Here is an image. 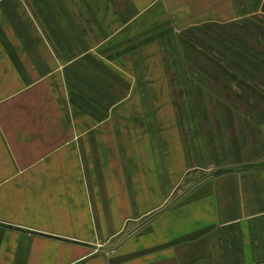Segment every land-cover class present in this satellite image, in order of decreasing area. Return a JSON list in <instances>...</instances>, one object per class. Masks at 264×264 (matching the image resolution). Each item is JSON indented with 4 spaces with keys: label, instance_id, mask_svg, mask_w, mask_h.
<instances>
[{
    "label": "crops",
    "instance_id": "0c3cea01",
    "mask_svg": "<svg viewBox=\"0 0 264 264\" xmlns=\"http://www.w3.org/2000/svg\"><path fill=\"white\" fill-rule=\"evenodd\" d=\"M58 1V7L48 9L54 19L60 7H64L61 5L64 0ZM213 1H207L205 8L212 9L209 13L202 11L201 6L197 11L219 15L221 11H215V8H221V0ZM131 2L133 5L129 4V8L136 3V11H132L135 14L161 11L164 16H187L191 8H197L191 0H185L184 7H180L177 0H148L142 7L137 0H129ZM37 7H24L23 14L27 15L26 24L30 27L23 24L24 38L20 40L23 43L16 41L24 44L21 50L25 52L19 59L11 52V45L17 43L6 39L4 26L7 24L4 20L0 23L3 25L0 59L5 56L8 44V69L0 73V78L5 79L8 91L20 86L8 104L11 103V110L18 109L25 106V99L37 95L36 102L27 106L38 107L36 118H32L35 123L32 140L26 131L20 137L19 131L5 128L0 120V158L3 159L0 162V212L8 215V218L0 216V221L81 243L6 229L1 225L0 264H264L262 87L258 89V96H251L254 101L230 102L227 106L231 111L229 118L210 117L207 128H204L199 112L193 113L195 119L188 112L192 105L198 111L200 105L188 102L179 106L167 97L161 104L154 98L155 90L164 96H172L170 87L173 88V84L168 80L164 92L155 87L158 81L151 83L146 95L142 94L144 101L137 94V85H131L110 110L109 107L103 110L92 100L100 96L92 93L88 96L85 91L74 93L65 87L62 79L70 78L72 73L69 71L66 77L62 67L55 64L61 52L55 50L54 38L46 36L44 30L48 29L33 25L31 18ZM56 8H59L58 13ZM78 9L77 16L64 7L73 30L71 49L75 52L73 59L67 61L74 62L85 56V64L93 63L100 53L96 48L109 44L108 39L103 41L98 34L96 41L90 43L86 38L82 39V30L88 29L94 36V30H106L107 18L102 16L103 13L89 10L86 3ZM89 22L93 27H87ZM30 28L36 31L35 34L30 33ZM170 28L167 26L169 31ZM182 35L188 42L191 40L188 32ZM22 58L23 69L17 73V69H12V63ZM125 61L122 53L121 61L117 63L120 67L111 65L118 70L109 67L114 80L131 77ZM170 62L175 60L168 61V72ZM96 74L107 78V75ZM176 74L180 75L179 70ZM31 77L36 78L30 80ZM75 78L85 79L87 75L81 73ZM20 80L22 83L17 86ZM181 87L177 89L181 91ZM209 105L210 109L220 111L219 105L223 104L211 101ZM176 107L181 111L177 116L181 117H176ZM243 110L259 111L260 118ZM88 111L99 114L98 118L88 116ZM26 119L18 118L10 124L20 130L19 122ZM93 120L96 123L93 124ZM106 133L115 150L116 163L103 168L100 181L87 182L86 176L83 180L80 174L82 167L66 166L65 159H76L80 151L86 152L87 143L93 149L94 137L103 138ZM230 138L233 143L234 138L237 148L228 149ZM221 149L225 151L223 155ZM31 157L35 160L23 164ZM222 157L227 158V162L221 165ZM61 160L67 162L66 165H62ZM71 173L79 174L81 181H70L68 175ZM204 173H211V177L171 202L175 195L181 194L182 188ZM188 178L190 181L186 183ZM167 204V208L111 251L102 248L116 242ZM115 237L117 239L110 243L109 240Z\"/></svg>",
    "mask_w": 264,
    "mask_h": 264
},
{
    "label": "rangeland",
    "instance_id": "374dc122",
    "mask_svg": "<svg viewBox=\"0 0 264 264\" xmlns=\"http://www.w3.org/2000/svg\"><path fill=\"white\" fill-rule=\"evenodd\" d=\"M137 1L140 7L148 2V0ZM159 1L162 2V0ZM177 1L181 3L180 7L185 6V0ZM194 1L197 4L195 5L197 8H191L189 15L164 16L161 11L157 14H135L132 11H136V3H134V7L129 8V4L133 5L132 2L129 3V0H64L61 5L68 9L69 12L76 13V15L79 11L78 8L82 9L83 4L86 3L89 10L92 11L93 9L94 11L92 12L103 13L102 16L107 18L106 30H94V36L89 33L88 29L82 30V39L86 38L90 43L96 41L98 34H101L103 41L107 37L109 43L98 46L96 48L100 52L99 55H96L98 60L93 59V63L88 64H85V56L74 62L67 61L73 59L74 56L72 55L75 54L74 49H71V41L74 39V35L73 30L70 28V23L66 19L68 18L66 16L67 13H64V7H60V10L56 8L55 12L58 13L59 10V13L54 19L48 11L49 8L58 7L57 4H60L58 0H0V23L4 20L7 24L4 26L7 30L5 31L8 35L6 37L7 41L16 42L23 40L22 30L25 28L23 24L27 25L25 18L27 15L23 14L26 11L24 7L29 6L33 9V7L38 6L39 9L37 7L35 14L32 15V23L34 26L46 27L48 29L44 30L46 36L49 39L54 38L55 50L61 52L56 57L57 61L55 62L58 63L55 64L60 68L62 67V73L66 77L69 71L72 73L70 78L62 79L66 84L65 87H68L70 91L72 90L74 93L75 91H85L88 96L91 93L93 96H100L98 99L92 98V100H95L96 105L102 107L103 110H107V107L110 110L116 101L118 102L123 95L125 96V90L127 91L131 85H137V94L141 95V101H144L142 94L146 95L147 87L151 83L158 81L159 83L157 82L158 85L155 87L164 92L165 82L167 83L168 80L169 84H173V88L170 87V90L173 91L172 96L169 94L164 96V94L162 95L155 90L154 98L161 104H163L164 98L167 97V100L173 101L179 106H183V104L188 102L200 105L198 111L192 105L188 112L191 113L192 119H195L196 112H199L204 123L203 126L207 128L206 123L210 117L229 118L231 111L227 106L230 102L238 104L253 100L251 96H258L256 92L260 86L264 94V0H221V8H215V11L219 10L221 13L219 15L211 13L213 16L197 11L201 6L202 11L209 13L212 9H206L205 7L208 6L207 1L213 3V0H191V2ZM68 2L69 4H67ZM240 5H243L241 10L239 9ZM171 10L173 11L174 7ZM195 11L197 12L193 13ZM60 12L62 13L60 14ZM77 21L79 22L78 19ZM156 22L158 26L157 24L154 25ZM1 25L0 32L2 29ZM27 26L30 27L29 25ZM167 26L171 27L170 31ZM189 26H191L190 29L188 28ZM87 27L93 26L89 22ZM82 28L84 27L82 26ZM187 29L189 30L185 31ZM31 32L35 34L36 31L32 28ZM186 32L189 33L191 38L189 42L182 35ZM63 33L66 36H62ZM193 34L194 36H192ZM46 36L44 37L46 38ZM32 38L35 37L33 36ZM16 43L11 45V52L13 55H18L17 58L19 59L21 54L25 52V50H21V47L24 49V44H22L23 42L21 44L19 42ZM243 52H245V56ZM122 53L126 60L125 66L128 68L127 71L131 73V77L127 76L126 80L122 77L114 80L109 67H112L111 65L120 67L117 63L121 61ZM210 53L216 59V61L211 59V64L208 62V56H211ZM116 59L118 60L117 63ZM106 60L110 61V63ZM173 60H175L174 63H169L168 70L170 72L166 71L168 61ZM20 61H13L12 63V69H17V73H20L23 69L24 58ZM34 63H30V65ZM86 65H89L88 69L94 73L90 72ZM222 65H227V70L221 68ZM51 66H54L53 63ZM5 68L8 69V44L5 49V56L0 59V73L4 72ZM45 68L48 67L46 66ZM112 68L115 69L116 67ZM85 70L87 71L85 72ZM176 70H179L180 75L176 74ZM171 71H174V74ZM81 73L87 75V78H75ZM96 73L107 75V78H101ZM35 78L31 77L30 80ZM3 80L5 79L0 78V120L5 128L19 131L20 137L26 131L27 135H30V140H32V131L35 125L32 118H36L38 107L27 105L36 102L37 95H32L33 99H25L23 101L25 106H21L22 110L21 108L11 110V103L8 104V101L12 99L11 95L15 94L13 92L20 87L19 85H21L22 81L20 80L17 85L19 87L8 91V86H5ZM106 81L108 82L107 84L104 83ZM180 85L184 87H181V91L177 89ZM95 87L96 89L98 88L96 91L93 90ZM211 101L213 103L221 102L226 107L219 105L220 111L219 109L212 110L209 105ZM176 108L174 110L176 117H181L177 116L181 111L178 107ZM243 112H251L253 113L252 117L260 118L259 111L243 110ZM90 115L97 118L99 116L93 111H88V116ZM23 117H27V119L19 122L20 130L19 127L17 128L15 125L10 124V121L18 120V118L22 119ZM29 118L31 119L30 121ZM103 119L104 117L101 120ZM94 123H96V120H93ZM227 131L229 133V130ZM233 141L234 143L230 138L228 149L230 147L237 148L234 138ZM87 144L88 149L86 152L85 150L80 151L76 159L71 157L65 159L68 162L67 165V162H63V160H61V163L66 166L70 165V167L74 165L81 166L80 174L83 180L86 176L87 182L91 180L93 182L100 181V176L104 172L103 168L109 167V164L116 163L115 150L111 146L107 133L104 134L103 138L99 137L97 139L94 137L93 149H90V143ZM238 145H241L240 142H238ZM131 153L133 154L132 150ZM224 153L225 151L221 149L220 154L223 155ZM31 158H28L27 160L29 161L23 164H28L35 160L34 157ZM0 162H3V159L0 158ZM226 162L227 158L222 157L220 164L222 165ZM68 177L70 181H75V183L81 181L79 174L71 173ZM189 181V178L186 179V183ZM0 216L8 218V215H3L2 212H0ZM0 223L6 222L0 221ZM6 224L16 226L9 223ZM2 227H5V225H2ZM117 237L110 239L109 242L115 241Z\"/></svg>",
    "mask_w": 264,
    "mask_h": 264
},
{
    "label": "water",
    "instance_id": "95a60500",
    "mask_svg": "<svg viewBox=\"0 0 264 264\" xmlns=\"http://www.w3.org/2000/svg\"><path fill=\"white\" fill-rule=\"evenodd\" d=\"M211 177V173H204L202 174L196 181H194L193 183L189 184L186 188H182L181 189V194L179 195H175L173 200L171 201L172 203L174 201H176L181 195L185 194L186 192H188L189 190H191L193 187H195L197 184L203 182L204 180L208 179ZM167 206H169V204L164 205L162 207H160L157 211H155L152 215H149L145 220H143L140 225H138L137 227H135L134 229H132L131 231H129L128 233H126L125 235H123L121 238H119L116 242L109 244V245H105L102 248L105 250H111L114 246H116L120 241H122L123 239H125L126 237H128L130 234H132L135 230H137L140 226L144 225L146 222H148L150 219H152L153 217H155L156 215H158L161 211H163L165 208H167ZM0 225H5V227H11L14 229H18V230H22V231H27L30 233H38L41 235H45V236H50V237H54L56 239H60L63 241H70L72 243H78L80 244L81 242L76 240V239H69V238H64V237H58V236H52V235H47L46 233H42V232H38V231H34L32 229H27L25 227H20V226H11L8 225L6 223H0ZM83 244V243H82Z\"/></svg>",
    "mask_w": 264,
    "mask_h": 264
},
{
    "label": "trees",
    "instance_id": "16d2710c",
    "mask_svg": "<svg viewBox=\"0 0 264 264\" xmlns=\"http://www.w3.org/2000/svg\"><path fill=\"white\" fill-rule=\"evenodd\" d=\"M241 8H243V5H240V7H239V9L241 10ZM192 36H194V34L192 35ZM196 37V36H195ZM194 38V37H193ZM195 39V38H194ZM198 43H199V41H198ZM211 54V56L209 55L208 56V62H210V64H211V59H214L215 61H216V59H215V57H214V55L212 54V53H210ZM243 54H244V56H245V52H243ZM214 65V64H213ZM221 68H223V69H226V68H228L227 67V65H222L221 66ZM227 70V69H226ZM256 95H259V93H258V90H257V92H256Z\"/></svg>",
    "mask_w": 264,
    "mask_h": 264
}]
</instances>
